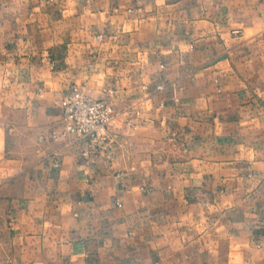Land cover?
I'll return each mask as SVG.
<instances>
[{
	"label": "crops",
	"instance_id": "1",
	"mask_svg": "<svg viewBox=\"0 0 264 264\" xmlns=\"http://www.w3.org/2000/svg\"><path fill=\"white\" fill-rule=\"evenodd\" d=\"M0 264H264V0H0Z\"/></svg>",
	"mask_w": 264,
	"mask_h": 264
},
{
	"label": "built area",
	"instance_id": "2",
	"mask_svg": "<svg viewBox=\"0 0 264 264\" xmlns=\"http://www.w3.org/2000/svg\"><path fill=\"white\" fill-rule=\"evenodd\" d=\"M60 106L63 130L53 132V139L80 142L87 163H97L101 158L108 164L113 163L117 157V134L113 130L117 112L112 101L94 99L86 93L84 85L74 84L71 94L61 100ZM139 115L140 111H136L135 116ZM126 123L135 127L132 118Z\"/></svg>",
	"mask_w": 264,
	"mask_h": 264
}]
</instances>
